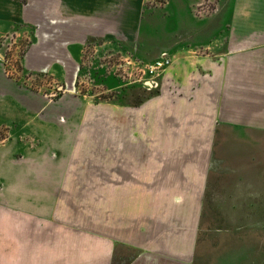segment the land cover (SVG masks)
Wrapping results in <instances>:
<instances>
[{
	"label": "crops",
	"instance_id": "1",
	"mask_svg": "<svg viewBox=\"0 0 264 264\" xmlns=\"http://www.w3.org/2000/svg\"><path fill=\"white\" fill-rule=\"evenodd\" d=\"M179 1L161 95L130 106L76 84L129 41L117 0H0V41L30 40L23 69L57 83L8 79L0 47V264H193L216 126L264 129V0H210L206 20Z\"/></svg>",
	"mask_w": 264,
	"mask_h": 264
},
{
	"label": "rangeland",
	"instance_id": "2",
	"mask_svg": "<svg viewBox=\"0 0 264 264\" xmlns=\"http://www.w3.org/2000/svg\"><path fill=\"white\" fill-rule=\"evenodd\" d=\"M14 1L28 5V0ZM33 1L45 4L47 0ZM137 1L143 11L137 18L135 36L131 28L133 4L131 0H117L119 37L129 41L118 42L116 51H103L96 59L91 58L88 64L93 63V67L100 69L96 74H93V68L87 75L77 77L76 84H81L82 91L92 92L96 102L137 106L148 98L161 95L160 88L145 89L138 82L137 72L128 79L120 69L117 71L116 65H120L126 56L142 63L153 62L161 52L175 56L174 45L180 37L175 28L177 24L183 25L181 18L177 19L180 1L169 0L166 5L167 0ZM216 8V2L204 0L196 7L195 15L206 20ZM123 21H126L125 28ZM220 32L225 35L224 30ZM30 42L26 40L18 50L19 60ZM19 60L17 70L23 73L15 75L16 84L36 92L40 90L41 94L46 92V87L57 84L49 78L30 75L19 66ZM169 88L174 102L178 87L170 84ZM8 136L7 129L0 128V140H6ZM207 165V187L202 195L193 264H264V129L221 122L216 126ZM81 209L92 212L93 206L83 205Z\"/></svg>",
	"mask_w": 264,
	"mask_h": 264
},
{
	"label": "built area",
	"instance_id": "3",
	"mask_svg": "<svg viewBox=\"0 0 264 264\" xmlns=\"http://www.w3.org/2000/svg\"><path fill=\"white\" fill-rule=\"evenodd\" d=\"M11 42L12 41H10V43ZM10 43L6 38L0 41V47L5 49L4 54L2 55L1 63L6 77L15 82V75L19 74V72L23 73L22 70H17L19 60L17 53L20 47L16 46L15 43ZM173 60L174 57L168 52H161L159 57L151 63H142L141 61H135L132 56H126L120 65H116V69L117 71L120 69L123 73L122 75L128 79H132L134 72H137L140 76L138 82H140L145 89L152 90L160 87V80L166 69L173 64ZM19 64V66L23 68L20 60ZM50 97L53 98L52 95Z\"/></svg>",
	"mask_w": 264,
	"mask_h": 264
}]
</instances>
